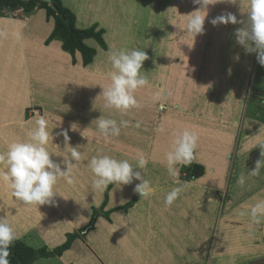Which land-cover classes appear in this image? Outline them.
Returning <instances> with one entry per match:
<instances>
[{
	"label": "rangeland",
	"instance_id": "rangeland-1",
	"mask_svg": "<svg viewBox=\"0 0 264 264\" xmlns=\"http://www.w3.org/2000/svg\"><path fill=\"white\" fill-rule=\"evenodd\" d=\"M61 1L75 14L76 27L95 24L96 30H104L107 48L103 50L88 39L86 45L96 51L92 62L83 66L79 53H75L73 64L59 42L44 44L53 26L52 19L46 21L44 10L0 13V152L10 142L26 139L28 130L44 118L53 135L48 145L53 153L50 158L60 163L61 170H66L62 161L68 157L70 146L77 147L82 159L69 161L73 163V183L61 178L56 185V191L69 198L56 194L55 205H26L14 199L7 183L0 179L2 218L27 245L52 250L65 241L67 233L85 227L92 209L98 210L103 202L106 189L98 191L92 187L94 176L88 160L109 155L135 164L137 153H142L148 160L147 167L144 172L137 168L133 171H140L155 187V193L140 199L133 191L139 180L120 188L113 184L104 211L122 206L133 197L135 203L127 211L110 213L109 220L96 218L93 229L79 233L71 248L63 253L64 264H222L219 261L223 260L225 264H242L239 262L244 255L236 247L235 252L231 250L235 255H229L230 249L224 253L218 243L226 213L237 212L236 208L231 209L234 206L227 208V202L251 198L256 189L264 186V169L259 177L249 174L255 165L253 153L257 152L256 161L261 159L258 144L264 142V124L260 123L264 122V66L258 63L256 53H247L236 42L235 31L243 25H213L210 21L227 13L238 20L245 19L248 0L209 5L204 32L195 37L185 30L188 14L200 7L193 0ZM121 49L144 50L149 57L141 70L149 86L135 92L141 107L123 114L105 107L102 92L110 83V54ZM208 51L224 57L204 61L200 54ZM241 54L248 56L249 61L244 62ZM194 65L197 75L204 74L205 69H227L234 76L227 84L224 81V88L220 82L204 87L203 78L215 81V74L210 71L207 75L206 71V76L196 75V81L192 80L190 68ZM244 65L249 68L245 90L241 86L246 79ZM237 79L238 89L231 94L230 85ZM195 87L202 92H193ZM157 93L161 94V101L153 100ZM226 102L228 110L223 107ZM242 114L247 117L244 124ZM248 117L254 118H250L254 128L249 133L260 138L246 139L243 127ZM98 118H111L118 123L126 120L128 126L121 128L119 136L106 141L98 135ZM230 118L235 121L232 123ZM73 123L76 130L70 127ZM185 128L199 137L194 155L197 154V162L204 164V175L198 182L185 179L187 165H178L175 176L167 170L165 153L170 149L173 133ZM62 130L67 131V143L59 134ZM216 132L231 134V138ZM241 174L246 177L243 187L237 183ZM175 187L182 192L171 207H165L164 198ZM188 230L197 234V251L188 248ZM201 246L205 252L199 251ZM263 263L264 258L247 262ZM32 264L63 263L52 256L38 258Z\"/></svg>",
	"mask_w": 264,
	"mask_h": 264
},
{
	"label": "clouds",
	"instance_id": "clouds-1",
	"mask_svg": "<svg viewBox=\"0 0 264 264\" xmlns=\"http://www.w3.org/2000/svg\"><path fill=\"white\" fill-rule=\"evenodd\" d=\"M193 3L200 7L188 14L185 30L195 37L204 32L203 25L209 5L236 4L237 0H193ZM210 23L243 25L235 31L236 42L243 46L247 53H256L258 63L264 66V0H248L246 18L243 20H238L234 14L227 13L213 18ZM17 38L19 39L18 34ZM148 58V54L140 49H121L110 54L112 69L108 74L110 83L102 91L106 108L123 114L141 107L135 92L149 86V80L141 71L143 62ZM161 99L160 93L153 96L154 101H161ZM127 126L126 120L118 123L111 118L96 119L98 135L106 141L119 136L121 128ZM136 126L139 127V122ZM70 127L76 130L77 125L73 123ZM51 130L48 122L40 118L35 122V126L28 130L26 139L12 141L5 151L0 152V179L7 183L13 198L26 205L37 207L46 204L55 205L54 197L59 194L56 191L58 180L63 178L67 183H73L70 176V165L73 163L69 161L78 162L82 159L77 147L70 146L68 157H63L62 161L67 165L66 170H61L60 163L50 158L53 154L48 150L50 140H53ZM59 134L64 136L67 143L69 140L67 131L62 130ZM198 139V134L188 128L173 133L170 149L165 153L167 170L171 176L176 175L178 165L186 166L193 161ZM258 145L261 147V159H258L255 167L250 170L249 174L252 177H259L261 170L264 169V144ZM147 164L148 160L142 153H137L135 164L127 159H117L109 155L93 156L88 160V167L94 176L92 187L103 191L110 184H116L120 188L123 185L132 184L134 180H139L140 183L135 184L133 191L139 194L140 199H147L155 193L156 189L149 180L145 179V176L141 175L140 171H133L137 168L144 172ZM237 183L241 187L245 185L244 174L238 177ZM181 192L180 187L169 191L164 198L165 207H171ZM245 214L250 216L254 224L264 222V199H258L246 213L240 212V215ZM17 239L18 236L11 224L6 219L0 218V264H10L9 249Z\"/></svg>",
	"mask_w": 264,
	"mask_h": 264
},
{
	"label": "trees",
	"instance_id": "trees-1",
	"mask_svg": "<svg viewBox=\"0 0 264 264\" xmlns=\"http://www.w3.org/2000/svg\"><path fill=\"white\" fill-rule=\"evenodd\" d=\"M35 9L44 10L46 21L53 20L52 29L44 44L49 45L52 41L59 42L61 50L71 56L73 64H75V53H79L83 66L92 62L96 51L86 45L85 41L88 39L94 40L101 49L106 50L107 46L103 39L104 30H96L97 26L95 24L87 28L76 27L75 14L64 6L61 0H0V13L21 10L28 14ZM184 173L186 180H196L204 175V166L195 163L193 159L185 168ZM112 186L113 184L108 185L104 191V198L100 208L98 210L92 209L89 223L79 229V232L67 233L65 241L52 250H48L45 246L35 249L18 238L9 249L8 259L10 264H32L38 258L60 257L71 248L73 241L79 237V233L84 234L93 229L96 218L103 217L109 220L108 216L110 213L118 210L127 211L135 203L136 197H133L122 206L106 211L103 210V207L108 202V192Z\"/></svg>",
	"mask_w": 264,
	"mask_h": 264
},
{
	"label": "crops",
	"instance_id": "crops-1",
	"mask_svg": "<svg viewBox=\"0 0 264 264\" xmlns=\"http://www.w3.org/2000/svg\"><path fill=\"white\" fill-rule=\"evenodd\" d=\"M52 29V28H51ZM191 56V55H190ZM200 56L202 57V59L204 60V61H209V60H216V59H218V60H220L221 59V57H224V56H220L219 54L217 55V57H216V55H214V54H211L209 51L208 52H206V53H201L200 54ZM191 57H193V55L191 56ZM194 57H195V55H194ZM196 58V57H195ZM241 58H242V60L244 61V62H248L249 61V59H248V56H245V55H242L241 54ZM248 70H249V68H246L245 67V65H244V68H243V72H244V74L243 73H241V74H243L244 75V78L246 77V79L244 80V82H243V84L241 85L242 86V89L243 90H245V88H246V86H247V74H248ZM194 71V72H193ZM197 65H194V67L192 66V69L190 68V73L191 74H193L192 75V80L194 79L195 81H196V77L197 76H200L201 78L202 77H204V76H206L205 74H206V71H209L208 73H207V75L210 73V71H212V74L211 75H213V73L215 74V81H212V80H210V79H206L205 77L203 78V85H204V87L206 86V85H210L211 83H216V84H218L219 82L221 83V84H223V86H222V88H224V85L225 84H227V81H228V79L229 78H231L232 76H234V74H229V70H221V71H217V70H215V72H213L214 70L213 69H205L204 70V74H202L201 72H200V74L199 75H197ZM197 75V76H196ZM193 76H194V78H193ZM213 78V77H212ZM239 78H241V76L239 77ZM238 78V79H239ZM242 78H243V76H242ZM238 79L237 80H235L234 81V84L232 85H230L231 86V94H233V93H235L236 91H237V89H238V84H237V81H238ZM224 81L226 82L225 84H224ZM210 83V84H209ZM196 88V87H195ZM233 88V89H232ZM218 89H220V88H218ZM193 92H195V93H197V92H202L201 90H198L197 88L195 89V90H192ZM223 107L226 109V110H228L229 109V103L228 102H226V105H223ZM231 108V107H230ZM226 114L229 116L230 115V112L228 111V112H226ZM244 114V113H243ZM242 114V116H241V120H242V124H244V120L247 118L246 116H244ZM213 118H215V117H213ZM229 118V117H228ZM249 118V117H248ZM251 118V117H250ZM248 119L247 120V125L245 126V127H243V129L245 130L244 132H245V134L244 135H246V139L247 140H249V138H250V136H252L253 138H257V137H259L260 138V136L258 135V136H255V134H251V133H249L250 131H251V127L252 128H254L253 126H254V121L252 122V120L251 119H254V118H251V119ZM230 120H231V118H230ZM235 121V119H233V120H231V122L233 123ZM258 122H260V121H258ZM260 123H263L264 124V122H260ZM257 123H255V125H256ZM214 134H218V135H220V136H222V137H225V136H229V137H227L228 139H230L231 138V134L230 135H225V134H223L222 132H216V133H214ZM249 137V138H248ZM245 138L243 139V143H245V140H246ZM261 140L263 141L264 140V138H261ZM247 142V141H246ZM262 144H264V142H262ZM242 150V149H241ZM243 150H245V149H243ZM246 151V150H245ZM258 151L259 152H261V148L260 149H258ZM247 153H248V151H247ZM252 157H254L255 158V162H256V157H257V152H255V153H253V156ZM196 159H198L197 158V154H195L194 155V162L195 163H198V164H201V165H204L203 163H201V162H197V160ZM199 160V159H198ZM254 167H255V165H254ZM201 178V177H200ZM198 180H199V178L198 179H196V180H193V182H198ZM258 199H264V186L262 187H260V188H258V189H256L253 193H252V195H251V198H249V197H244V198H242V199H240V200H238L236 203H233V201L232 200H229L227 203H228V205H227V208H228V206L230 207V206H234V207H232L231 209H234V208H236L235 210H237V212L235 213V212H232V213H230L229 214V212H227L226 214H227V216H226V219L225 220H223V223L222 224H226V225H222V232H221V234H220V248H221V251H223V252H225L226 251V249L228 250L229 248V246H231V248H230V250H234V248L236 247H239V248H241V249H239V248H237L238 249V251H240V253L241 254H243L244 253V256L240 259L241 261H240V263H244L245 264V261H246V264H247V262H251L252 260H257V261H261V259H263L264 258V235L262 234V231L264 230V222H261V223H259V224H254V223H252V221H251V218H250V216L249 215H247V214H245V215H240V212H245L246 213V211H247V209L252 205V204H254ZM237 205V206H236ZM236 206V207H235ZM230 209V210H231ZM225 215V214H224ZM2 213L0 212V218H2ZM3 219V218H2ZM235 221L237 222V223H235ZM227 224H229V225H227ZM230 225H231V227H230ZM233 225V226H232ZM176 226V225H175ZM239 227V228H238ZM233 230H232V229ZM241 228V229H240ZM243 229V230H242ZM224 230V231H223ZM225 230H227V231H225ZM240 230H241V232H240ZM231 231V232H230ZM235 231V232H234ZM225 232H230L229 234H223V233H225ZM233 232V233H232ZM223 234V235H222ZM240 234V236H241V234H242V236L241 237H239L238 235ZM232 236V237H227V236ZM234 235H235V237H234ZM186 236H187V238H189V241H188V248H190L191 249V247L193 248V249H191L192 251L191 252H194V251H197V249H194V247H196V245H195V239H196V236H197V234L194 232V231H191V230H188V232H187V234H186ZM240 238V240H239V238ZM207 237H204L203 239L205 240ZM233 238V239H232ZM244 238V239H243ZM243 239V240H242ZM212 240V239H211ZM229 240V241H228ZM227 241L228 242H230L229 244L227 243ZM242 241V242H241ZM201 242H203V240H201ZM224 242H225V244H224ZM235 242V243H234ZM226 243H227V245H226ZM233 243V244H232ZM237 243H240L238 246H237ZM249 243H251V244H249ZM194 244V245H193ZM203 244V243H202ZM214 244V239L212 240V245ZM244 244H246V245H244ZM223 245H226V247L225 246H223ZM234 245V246H233ZM243 245V246H242ZM191 246V247H190ZM253 247V248H249L250 249V251H248L249 249H248V247ZM245 248H246V250H245ZM256 248V249H255ZM224 249V250H223ZM248 249V250H247ZM194 250V251H193ZM262 250V251H261ZM199 251H201V252H205V249H204V246H201V248H200V250ZM220 251V252H221ZM247 251V253H245ZM254 252V254L252 253V252ZM186 252H188V253H190L189 252V250H187ZM248 252H250V253H248ZM212 253H213V251H212V247H211V255H212ZM255 253H257V254H255ZM189 255H191V254H189ZM247 255V256H246ZM249 257H251V258H249ZM254 257H255V259H254ZM59 262H61V263H63L64 264V256H63V254L59 257ZM264 264V263H263Z\"/></svg>",
	"mask_w": 264,
	"mask_h": 264
},
{
	"label": "bare ground",
	"instance_id": "bare-ground-1",
	"mask_svg": "<svg viewBox=\"0 0 264 264\" xmlns=\"http://www.w3.org/2000/svg\"><path fill=\"white\" fill-rule=\"evenodd\" d=\"M222 225H226V224H222ZM227 225H229V224H227ZM219 226H221V225H219ZM232 226H233V225H232ZM230 227H231V225H230ZM238 228H239V227H238ZM231 229H232V228H231ZM240 229H241V228H240ZM232 230H233V229H232ZM242 230H243V229H242ZM221 231H222V230H220V232H221ZM223 231H224V230H223ZM225 231H227V230H225ZM230 232H231V231H230ZM230 232H225V233H223V234H226V233L229 234ZM234 232H235V231H234ZM232 233H233V232H232ZM223 234H222V235H223ZM262 234H263V232H262ZM263 235H264V234H263ZM238 236L241 237L242 234H241V236H240V234H239ZM227 237H232V236H229V235H228ZM234 237H235V235H234ZM239 237H238V238H239ZM235 238H236V237H235ZM232 239H233V238H232ZM243 239H244V238H243ZM243 239H242V240H243ZM239 240H240V238H239ZM228 241H229V240H228ZM228 241H227V243L229 244L230 242H228ZM241 242H242V241H241ZM227 243H226V245H227ZM234 243H235V242H234ZM220 244H221V243H220ZM224 244H225V242H224ZM232 244H233V243H232ZM239 244H240V243H237V246H238ZM249 244H251V243H249ZM215 245H216V244H215ZM218 245H219V243H218ZM226 245H223V246L226 247ZM244 245H246V244H244ZM233 246H234V245H233ZM242 246H243V245H242ZM219 247H220V246H219ZM250 247H251V246H250ZM250 247H248V249H249ZM230 248H231V247H230ZM230 248H229V249H230ZM232 248H233V247H232ZM232 248H231V249H232ZM237 248H239V247H237ZM241 248H242V247H241ZM241 248H239V249H241ZM214 249H215V247H214ZM248 249H247V250H248ZM255 249H256V248H255ZM220 250H221V249H220ZM223 250H224V249H223ZM226 250H227V249H226ZM237 250H238V249H237ZM237 250H236V251H237ZM245 250H246V248H245ZM229 251H230V252H229ZM229 251H228V254H229V255H233V254L235 255V253H233V254L231 253V250H229ZM248 251H250V250H248ZM261 251H262V250H261ZM215 252H216V250H215ZM225 252H227V251H225ZM225 252H224V253H225ZM233 252H235V250H233ZM251 252H252V251H251ZM221 253H222V252H221ZM230 253H231V254H230ZM245 253H247V251H246ZM248 253H250V252H248ZM252 253L254 254V252H252ZM213 254H214V253H213ZM222 254H223V253H222ZM228 254H227V255H228ZM237 254H239V252H237ZM240 254H241V253H240ZM250 254H251V253H250ZM255 254H257V253H255ZM223 255H224V254H223ZM227 255H224V256H227ZM243 255H244V253L241 254V256H243ZM251 255H252V254H251ZM220 256H222V255H220ZM239 256H240V255H239ZM246 256H247V255H246ZM212 257H214V256H212ZM237 257H238V255H237ZM227 258H228V257H227ZM249 258H251V257H249ZM219 259L221 260V258H219ZM222 259H223V257H222ZM236 259H237V258H236ZM254 259H255V257H254ZM232 260H234V259H232ZM223 261H225V260H223ZM223 261H219V263L225 264ZM237 262H239V261H237ZM245 262H246V261H245ZM239 263H240V262H239ZM226 264H227V263H226ZM228 264H230V263H228ZM234 264H235V263H234Z\"/></svg>",
	"mask_w": 264,
	"mask_h": 264
},
{
	"label": "built area",
	"instance_id": "built-area-1",
	"mask_svg": "<svg viewBox=\"0 0 264 264\" xmlns=\"http://www.w3.org/2000/svg\"><path fill=\"white\" fill-rule=\"evenodd\" d=\"M262 232H263V234H264V230H263Z\"/></svg>",
	"mask_w": 264,
	"mask_h": 264
},
{
	"label": "water",
	"instance_id": "water-1",
	"mask_svg": "<svg viewBox=\"0 0 264 264\" xmlns=\"http://www.w3.org/2000/svg\"><path fill=\"white\" fill-rule=\"evenodd\" d=\"M45 1H48V0H45Z\"/></svg>",
	"mask_w": 264,
	"mask_h": 264
}]
</instances>
